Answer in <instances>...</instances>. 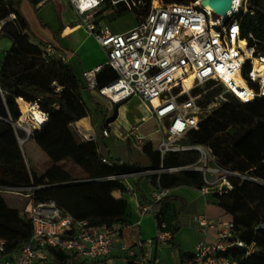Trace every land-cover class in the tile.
<instances>
[{"label":"built area","instance_id":"2783aa9c","mask_svg":"<svg viewBox=\"0 0 264 264\" xmlns=\"http://www.w3.org/2000/svg\"><path fill=\"white\" fill-rule=\"evenodd\" d=\"M101 1L70 0L82 24L106 53L103 64L83 72L84 79L112 104L131 97L140 99L158 121L157 131L162 136L157 152L161 157L168 152L195 150L198 153L197 160L189 165L160 166L159 169L110 178L190 170L202 175V185L198 188L201 195H224L232 191L235 180L245 179V174L219 165L208 146L181 145L176 140L198 129L203 110L209 107V102L204 104L201 99L196 100L201 85L213 81L242 103L264 96V68L255 70L252 61L254 57L264 63V54L249 47L250 55L246 56L236 44L240 27L235 15L246 12L244 7L224 20L210 7L201 5L199 0L190 3L150 0L147 10L137 15L133 27L124 32H113L100 20ZM117 1H113L114 4ZM219 18L221 25L218 26L212 21L219 22ZM54 53L51 45L44 46L43 56L47 61ZM104 67H110L115 78L99 87L96 74ZM237 76L242 79V85L237 84ZM40 112L46 121L47 114ZM127 134L135 142L143 139L137 126H132ZM102 135L107 136L108 130L103 129ZM84 140L95 142L91 135L84 136ZM101 161L112 164L105 156ZM39 187L14 188L15 193L27 201L21 216L30 222L32 231L29 238L11 252L0 240V264H48L45 249H55L87 263L105 261L104 264H110L115 259L118 264H125L131 259L134 264H161L155 248L171 237L165 222L160 223L155 238L129 244L123 239L127 224H92L89 220L77 219L53 201L37 202L34 191ZM125 188L126 192L135 195L128 184ZM169 193L170 188L157 185L150 193L149 201L138 207L139 214L153 213L152 205L168 197ZM196 224L203 239L195 245L191 264H239L237 259L224 254L227 249H245L241 258L255 250L253 243L248 244L237 235L232 218H211L203 213L197 217ZM210 229H216L213 242L205 240ZM114 251L116 254L112 255Z\"/></svg>","mask_w":264,"mask_h":264},{"label":"trees","instance_id":"16d2710c","mask_svg":"<svg viewBox=\"0 0 264 264\" xmlns=\"http://www.w3.org/2000/svg\"><path fill=\"white\" fill-rule=\"evenodd\" d=\"M108 1L110 0L101 2ZM121 1H117L116 5ZM144 1L148 7L150 0ZM163 1L190 3L195 0ZM245 7L246 12L240 11L235 15L239 21L240 39H245L248 48L254 47L255 52L264 54V0H246ZM11 15L14 17L1 26V29L10 32L8 39L12 44L0 62V186L18 188L37 185L40 186L34 191L37 202L53 201L73 217L89 220L92 224H127V201L111 195L114 191L124 192L125 186L121 179L110 177L138 173L145 169L133 163L104 164L95 142L75 140L70 124L84 115V109L75 94V76L60 59L49 58L47 61L43 56V49L29 43L25 33L27 25L18 9L9 0H0V21ZM37 60L42 61V64ZM54 66L58 68V76L45 77V73H51L47 67ZM114 78L115 72L110 67H104L96 74L97 86H103ZM205 84L208 85L205 89L198 90V94L208 93L201 98L204 104L223 90L217 84L218 89L207 91L210 84L216 83L210 81ZM227 95L230 96L228 102H223L210 114L203 116L198 129L186 134L188 142L208 146L219 165L264 181V96L242 103L233 95ZM17 98L22 111L27 110L28 102L47 114L45 124L30 137L53 165L36 181L30 179L13 133L12 124L21 115ZM115 114L116 112L113 117ZM142 148L151 161L150 169L185 166L194 163L198 157V153L192 150L168 152L161 157L157 151H152L150 143ZM65 160L77 165L84 177L72 179L56 164ZM144 177L155 187L186 185L199 188L202 185V175L190 170L162 172ZM234 184V189L227 194H213L211 197L231 216L237 235L246 243H253L255 250L245 258H241L245 249L239 247H231L224 254L237 259L239 264H264V226L257 225V215L249 205L260 187L246 178L235 180ZM161 201L152 205L153 210H156ZM159 215L160 213L155 214L158 229L162 222ZM174 230L175 228L170 232L173 233ZM31 231L32 226L21 216V211L17 216L16 211L0 199V240L4 241L6 250H16L29 238ZM44 252L47 254L48 264H95L78 260L55 249H45ZM125 264L134 263L128 259Z\"/></svg>","mask_w":264,"mask_h":264},{"label":"crops","instance_id":"0c3cea01","mask_svg":"<svg viewBox=\"0 0 264 264\" xmlns=\"http://www.w3.org/2000/svg\"><path fill=\"white\" fill-rule=\"evenodd\" d=\"M9 2L18 9L27 25L25 33L29 43L42 49L46 45H51L55 50L53 56L57 59L63 58V65L69 68L76 78L75 94L84 109V115L78 121L70 124L75 140L82 142L84 136L91 135L95 139L97 152L100 156L107 157L111 162L133 163L149 170L151 161L142 147L146 143H150L152 151H157V145L162 136L161 132L157 131L158 121L139 98L131 97L122 103L112 104L106 97L100 95L96 88L88 85L82 75L83 72L103 64L106 60V53L85 26L80 23V16L73 8L70 0H9ZM245 10L247 9L244 6ZM100 15L102 16V14ZM131 27H126L121 31L111 27L110 29L113 32H124ZM2 40L0 45L5 50L11 42L8 40V42L1 43ZM4 55L0 51V61L3 60ZM18 99H16V103L21 113L20 121L23 123L25 117L28 116L30 119L26 124L35 128L30 110L22 111ZM26 103L29 107L32 106V104ZM115 112V117H113ZM119 121L125 122L124 129H119ZM12 126L18 140L20 137H24L21 132L15 130L14 123ZM132 126L138 127V132L143 138L141 141L135 142L128 136L127 133ZM18 127L21 125L18 124ZM103 129L108 130L107 136L102 135ZM109 129L114 132L115 138L126 142L128 146L130 143L134 145L132 143L135 142L144 157L138 159L129 157L128 160H125L112 154L106 145L107 139L111 136ZM30 136L31 134L28 133L25 143L27 141L32 142V145L34 143V147H36ZM18 147L23 152L21 146ZM31 153L34 156L35 152L31 151ZM22 154L24 157V152ZM56 164L59 165V163ZM51 165H53L52 162L46 166L44 171L49 169ZM29 176L31 181L37 180L30 173ZM124 183L134 190L135 195L126 191H114L111 194L116 199H125L128 204L127 227L123 230L124 241L133 244L138 240L155 238L159 231L155 219L156 213H160L159 217L166 223L167 230L171 231L175 228L171 237L166 242L157 244L155 248L161 264H191L195 245L203 239V234L196 224L199 215L205 213L211 218L219 216L231 218L217 205L216 199L212 198L211 195L203 196L199 193L198 188L186 185L170 188L169 196L159 202L153 213L140 215L138 207L149 201L150 193L155 189V186L149 179L140 175L129 176L124 179ZM215 239L216 229H210L205 240L213 242ZM115 254L114 251L112 255ZM113 261L114 264H118V261Z\"/></svg>","mask_w":264,"mask_h":264},{"label":"rangeland","instance_id":"374dc122","mask_svg":"<svg viewBox=\"0 0 264 264\" xmlns=\"http://www.w3.org/2000/svg\"><path fill=\"white\" fill-rule=\"evenodd\" d=\"M113 1L115 0H110L108 2L100 3L99 12L100 14H102V16L100 17V20L106 23L112 29L117 30V31H121L126 27L129 28L133 26L135 24L134 22H136L137 20V15L140 12H145L147 10V5H146L147 3L144 0H122L119 5L114 4ZM245 5H246V2L244 3V0H243V3L241 4V6L238 7V10H241ZM10 18L12 17L10 16L6 19L1 20L0 25L2 26L5 22H7V20H10ZM212 18H215V16H213ZM79 21L80 23H82L81 18H79ZM9 36H10V32L7 29L0 30V41L3 39L1 43L8 42V40L10 41V39H8ZM10 45L5 50H4V47L0 45V51L2 52L3 55L10 48ZM18 45L19 44H17V46ZM246 53L249 54V50L247 48H246ZM49 57L52 58L53 60L57 59L55 56H49ZM37 61L41 62L42 64V61L40 60H37ZM44 66H48V65H44ZM47 68L51 73L50 75H47V73H45V77L58 76L59 71L57 67L54 66V68L52 67L51 68L47 67ZM52 85H56V83H52ZM207 86H208L207 84L201 85L199 90L205 89ZM218 88L219 87L217 84H210L207 91L212 90V89L215 90ZM206 94L208 93L202 92L196 96L198 100H200ZM227 94L222 90V92L217 94L213 99H210L209 107H206L203 110L204 116L206 114H210L214 109L218 108L223 102H228L230 99V96ZM32 106L38 109L35 104H33ZM29 119L30 117L28 116L25 117V121L22 123V121H20V119L18 118V121L14 123L16 127L15 130L17 132H21L22 135H24V137H20L18 140L17 135L14 132L13 133H14V137L16 139L17 144L19 143L18 146L20 145L24 152V157H25L24 160L26 162L25 166H26L27 171L33 176H35L37 180H39L42 174L45 173L44 170L46 169V166L50 164V162L46 158V155L37 146L34 147V143L33 145H32V142H29V141L25 143L28 133L31 134L32 136L39 129V127H37V125L35 124H34L35 128H32L30 125H27L26 122H28ZM18 124L21 125V127H18ZM118 127L119 129H124L125 122L119 121ZM109 131L111 133V136L107 139L106 145H107V148L111 151V153L116 155V157L120 156L125 160H128L129 157H131L132 159H138L139 157L140 158L144 157V155L138 149L135 142L132 143L134 145H131L130 143V145L128 146L126 142L119 141L117 138H115L114 132H112L110 129ZM176 143L181 144V145H193L188 142L187 136L179 140H176ZM30 149L31 151L35 152L34 156L31 153ZM192 151H195V150H192ZM59 166L64 171L68 172V174L71 176L72 179H79V178L84 177V174L80 171L78 166L73 164L70 160L59 162ZM226 168H229V167H226ZM243 174H245V177L247 180H250L258 184L260 187L259 188L260 190L255 191L256 193L254 195L253 201H250L249 205L253 208L254 212L257 215V218L259 221L257 225L264 226V181L255 176L251 177L248 173H243ZM249 177H251L252 179ZM72 182L74 181H70V183ZM121 182L123 183L124 186L126 185L124 183V179H121ZM125 191H126V188H125ZM15 192L16 191L14 190V188L0 186V199L5 201L7 206H9L11 209L15 210L18 216V213L23 210L24 205L27 201L25 198H23L22 196H20L19 194ZM125 234H126V230H125ZM92 263L104 264L106 262L96 261ZM110 264H114V261L110 262Z\"/></svg>","mask_w":264,"mask_h":264},{"label":"bare ground","instance_id":"6f19581e","mask_svg":"<svg viewBox=\"0 0 264 264\" xmlns=\"http://www.w3.org/2000/svg\"><path fill=\"white\" fill-rule=\"evenodd\" d=\"M242 3H243V0H233L232 9L230 11H228L225 15H223L222 16V19H226L233 12H236L238 10V7L241 6ZM206 7H209V6L206 5ZM212 22H214L218 26L221 25V19L220 18H219V22H215V21H212ZM236 44H238V46L240 48H242V50L244 51V53H245L246 56H249L250 55V50L246 46V42H245L244 39H240L239 38L238 41L236 42ZM245 46L249 50V54L246 53ZM252 61H253V66H254V69L255 70H259L260 71V70H262L264 68V63L259 62L256 58L253 57V60ZM236 82L239 85H242L243 84L242 79L240 77H238V76L236 77ZM195 97H196V100H198L197 96H195ZM27 110H30V112L32 114V118L31 119H33L34 124L37 125V127L41 128L45 124V119L41 115V112L38 109L34 108L33 106L28 107Z\"/></svg>","mask_w":264,"mask_h":264},{"label":"water","instance_id":"95a60500","mask_svg":"<svg viewBox=\"0 0 264 264\" xmlns=\"http://www.w3.org/2000/svg\"><path fill=\"white\" fill-rule=\"evenodd\" d=\"M203 6H209L213 13L222 17L232 9L233 0H199ZM224 20H227L224 19Z\"/></svg>","mask_w":264,"mask_h":264}]
</instances>
